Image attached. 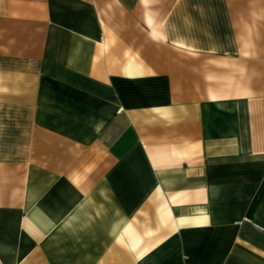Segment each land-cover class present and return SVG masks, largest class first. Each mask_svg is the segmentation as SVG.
Instances as JSON below:
<instances>
[{"label":"crops","instance_id":"crops-1","mask_svg":"<svg viewBox=\"0 0 264 264\" xmlns=\"http://www.w3.org/2000/svg\"><path fill=\"white\" fill-rule=\"evenodd\" d=\"M0 264H264V0H0Z\"/></svg>","mask_w":264,"mask_h":264}]
</instances>
